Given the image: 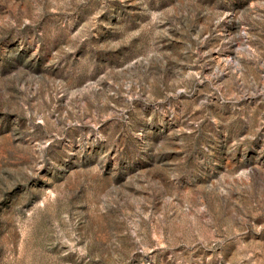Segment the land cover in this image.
Here are the masks:
<instances>
[{"label": "rangeland", "instance_id": "rangeland-1", "mask_svg": "<svg viewBox=\"0 0 264 264\" xmlns=\"http://www.w3.org/2000/svg\"><path fill=\"white\" fill-rule=\"evenodd\" d=\"M0 264H264V0H0Z\"/></svg>", "mask_w": 264, "mask_h": 264}]
</instances>
